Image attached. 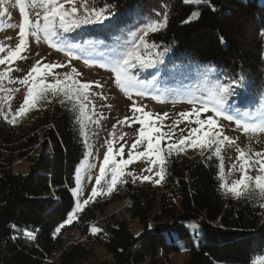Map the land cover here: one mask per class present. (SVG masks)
I'll return each instance as SVG.
<instances>
[{
  "label": "trees",
  "instance_id": "16d2710c",
  "mask_svg": "<svg viewBox=\"0 0 264 264\" xmlns=\"http://www.w3.org/2000/svg\"><path fill=\"white\" fill-rule=\"evenodd\" d=\"M89 2L110 7L120 21L135 14L162 20L167 13L166 26L148 35L157 50L182 62L212 63L243 76L257 97L264 94V0H211L215 11L184 0ZM197 10L200 16L184 23ZM58 98L14 124L0 111V264H167L183 252L185 264H251L264 255V208L220 187V160L212 151L171 155L158 188L123 176L106 200L79 213L69 226L86 240L91 225L101 229L92 240L106 259L80 242L63 248L53 232L73 208L71 190L87 148L79 105ZM123 199L138 234L123 219H97L101 206Z\"/></svg>",
  "mask_w": 264,
  "mask_h": 264
},
{
  "label": "rangeland",
  "instance_id": "374dc122",
  "mask_svg": "<svg viewBox=\"0 0 264 264\" xmlns=\"http://www.w3.org/2000/svg\"><path fill=\"white\" fill-rule=\"evenodd\" d=\"M60 2L64 3L65 9L70 7L65 0ZM80 3L81 0H76L77 7ZM26 12L32 21L38 19L36 13L40 12L39 19L41 24L43 23L41 8H26ZM0 13H2L0 15V45L4 46V51L0 52V58H4L8 56L9 49L15 50L19 42V24L22 17L15 0H4V3L0 4ZM77 15H81V12ZM152 21L146 17L140 18L136 14L127 21H120L118 17L112 16L111 26H108L109 21H105L103 25L82 24L79 28L67 33L58 30L61 33L57 41L59 50L57 47L50 46L44 40L43 34L38 42L34 37L28 36L24 50L13 60H6L5 64L0 65V71L6 73L2 81L3 89L0 90V97H11V99H0V111L3 114H10L9 119L19 110L28 87L37 85L38 91L45 97L38 98L33 106H26V111L17 117L16 121L22 117L29 120L47 100L63 98L58 90H45L44 85L56 84L59 89L65 84H71L73 80L81 85H89L87 89H81L87 96V100L81 96L85 105L83 139L87 151L78 165L81 169L82 192L78 197L73 196L72 190L77 186L76 180L71 190L74 199L73 208L77 199L83 203L88 198L93 187H96L101 194L90 200L86 206L106 200L119 183L111 192H108L111 182V161L114 160L117 163L128 161L130 151L133 159L122 166L123 176H128L135 182H148L158 188L162 181L161 176L157 175L160 165L149 163V160L155 159V156L151 153L149 156L139 155L147 147V141L140 137L141 125L138 122V118L143 113L150 114V119L145 121L143 128L152 137L160 139L158 147L165 149L161 157L165 161L174 154L191 156L212 151L220 160L223 176L221 181L226 187L239 181L242 175L251 176L254 180L256 175L261 174L258 172L259 165L255 161L262 157H257L255 153L264 154V131L245 133L242 127L237 126L236 121L260 123L258 117L261 105L264 104V94H259L260 96L257 97L258 92L249 89L247 80L243 76L222 70L212 63L175 60L171 55L152 47L154 44L148 40L147 36L146 41L149 47L146 49L140 45L139 52L146 59L155 61V64L150 68H142L139 65L130 68V75L136 83L128 89V95L117 86L115 73L111 70L115 58L132 48L139 36L143 35L146 25ZM69 52L71 56L68 55ZM45 65L50 67L46 68ZM33 67L39 71L29 76ZM66 76L69 79L66 80ZM25 77H28L26 84L22 83ZM41 81L43 84L40 83ZM97 84L100 86L97 87ZM220 86L229 88L222 111L233 117L231 121L211 111L214 94ZM8 89L13 91L9 92ZM133 102L143 111L134 114ZM201 105L208 107L210 111L201 112L199 117L194 113L187 118L180 115V113H190L193 109H199ZM126 117L129 119H125ZM197 118L215 119L219 128L214 131H220L235 143L229 144L223 141L220 144L219 154L215 152V146L208 149L193 146L191 141L196 140L200 133L192 134L191 130L201 128L194 123ZM149 124L153 128H158L159 131H150ZM204 130H207V125L201 129V131ZM181 138H185L184 144L179 143ZM219 139L222 141L223 137ZM133 144H136L135 148L132 147ZM168 144L176 145V149L171 154L166 151ZM109 145L112 147V153L109 154L110 163L105 167V175L101 183L97 185L96 178L100 176V165L103 164L105 154L108 153ZM237 149L245 152V158L251 163V168L242 169L243 160L237 159L239 156ZM150 167L151 171H147ZM129 172L132 175H128ZM143 176H149L150 179L141 180L140 177ZM250 186L255 187L251 182ZM127 207V199L103 205L96 211L97 219L106 222L123 219L128 222L131 230L138 234L141 229L137 221L130 218ZM80 212L75 214L72 222L77 219ZM71 223L65 224L58 234L63 248L80 242L86 244L97 258L106 259L107 254L104 248L92 240L95 234L90 231L92 239L86 240L81 237L77 229L69 226ZM189 226L194 227V224L190 223ZM92 227L94 226L91 225L90 229ZM57 254L58 252H55L50 261H55ZM188 258L186 252L174 253L170 255L167 264H185ZM251 264H264V255L254 258Z\"/></svg>",
  "mask_w": 264,
  "mask_h": 264
},
{
  "label": "snow or ice",
  "instance_id": "6c2138e0",
  "mask_svg": "<svg viewBox=\"0 0 264 264\" xmlns=\"http://www.w3.org/2000/svg\"><path fill=\"white\" fill-rule=\"evenodd\" d=\"M16 5L19 6V12L22 17V20L19 24V42L15 46V50L9 49V53L7 57L0 58V65L5 64V61H11L14 58H16L21 51L24 50L26 46V37L31 36L34 37L37 42L40 40L41 34H43V38L46 42L49 43L50 46L57 47L59 50V45L57 44V41L60 39V31L67 33L72 31L73 29L79 28L82 24H101L103 25L105 21H109V25L111 26V18L115 15L114 12H112L110 7H101L97 9L94 7L89 0H81V3L79 4V7H77L76 0H65V3H68L70 7L68 9H65L64 3H61L60 0H15ZM4 0H0V4H3ZM185 4H193V5H205L211 8V10L215 11V6L211 3V0H184ZM41 8L43 10L42 20L43 23L40 22L41 13L37 12L36 16L38 19L35 21H32L29 18L28 13L26 12V8ZM78 12H81V15H77ZM200 12L192 11L188 17L187 20L184 21V23H189L193 19H196L200 16ZM2 15V13H0ZM158 16H160V13H157ZM163 19L162 20H156L148 23L145 27V30L143 31V35L139 36L138 41L135 42L126 53H124L122 56H117L114 60V65L112 67V72L115 73V81L118 87L121 88L122 91L125 92L126 95L129 94L128 89L134 85L136 82L133 79V77L130 75V68H135L137 65H139L142 68H150L155 64V61L148 60L144 56H142L139 52L140 45H143L144 48H148L149 44L146 41V37L148 36L149 32H155L158 31L161 27L166 26L167 22V13H163ZM262 36H264V29L261 30L260 33ZM221 42H223V37H220ZM152 47H155V45H152ZM4 51V46L0 45V52ZM69 56H71V53H68ZM45 67H50L49 65H45ZM39 70L35 67H33L32 71L29 73V76L32 75L34 72H38ZM73 72H75V69H73ZM6 76V73L3 71H0V90L3 89V78ZM65 79H69L68 76L65 77ZM28 77H25L24 81L22 83H27ZM12 83V81H9ZM43 84V81L40 82ZM97 87L100 85L97 84ZM89 87L88 84H80L78 81H72L71 84H65L61 86L59 89H57L56 84H48L44 85L45 90L46 89H53L58 90L60 93H62L63 97L66 99H62L60 102L61 104H65L66 102L72 103L73 107H76V105H79V111L80 116H77V121L81 123V129L83 128V121L82 117L84 115V108L85 105L83 104L81 100V96H83L84 100H87V96L83 94L81 89H87ZM7 91L11 92L12 89H8ZM229 93V88L225 86H220L213 97V107L211 108L212 112L219 113L221 116H224L229 121L233 120V117L230 115H226L222 109L224 108L225 100H226V94ZM142 94V93H137ZM40 98H45L41 92L38 91L37 85H32L28 87V92L25 95L23 99V103L21 104L19 110L11 115V119H9L10 114H4L3 118L5 121H7L10 124H14L16 122V118L19 117L22 113L26 111V106H33L35 104V101ZM0 99H11L10 96L8 97H0ZM133 110L134 114L136 112H142L143 110L135 106V102H133ZM210 109L206 106L201 105L199 109H193L190 113H180L181 116L187 118L189 115H192L193 113L199 117L201 112H209ZM167 115V114H165ZM129 119V118H125ZM150 119V114L143 113L141 117L138 118V122L141 125L140 129V137L147 141V147L142 153H139L141 156H149V154H153L155 156V159H150V164H156L159 163L160 165V171L157 173V175L161 176L163 178L164 175V165H165V159H162V153L165 151V149H161L158 147L160 144V139H156L152 137L148 131H146L143 128V125L146 120ZM260 123L258 124H250L246 121L237 120V126L242 127L245 133L248 132H256L258 130L264 131V104L261 105V109L259 111V117ZM122 123V122H121ZM194 123L201 126V128H193L191 130L192 134L200 133V135L197 136L196 140L191 141V144L193 146L199 147L201 149H208L210 147H214V150L217 154L220 153L221 148L220 144L223 141H227L229 144H234L235 141L230 139L227 135H223L220 131H214L215 129L219 128V124L217 121L213 118H208L201 120L197 118ZM204 125H207V130L201 131ZM115 128V125L113 126ZM150 131H159L158 128H153L151 124H149ZM183 131V129H181ZM167 135V134H164ZM223 137V140L221 141L219 138ZM170 138V137H169ZM180 144L185 143V138H181L179 141ZM133 148L136 147V144L132 145ZM176 149L175 144H168L166 151L171 154ZM122 151V149H121ZM239 152V156L237 159L243 160V163L241 165L243 168H251V163L249 160L245 158V152L237 149ZM112 153V147L109 145L108 147V153L105 154L103 164L100 165V176L96 178V184L99 185L101 183V179L105 175V167L109 165L110 163V155ZM90 155V153H88ZM257 157H262L259 160H256L255 163L259 165L258 172L261 174H258L255 176L254 180L251 176L248 175H242L239 181L234 182L230 187H226L224 183H221V188H226V193H230L235 195L237 198H240L242 196H246L250 198L253 202L258 201L259 206L261 208H264V154L262 153H255ZM133 154L130 151L128 153V161H122L120 163L115 162L114 160L111 161L112 167L110 169L111 171V182L108 187V192H111L115 185L118 182H121V178L123 177L124 173L122 171V166L126 165L128 162L132 161ZM147 171H151V167L147 169ZM128 175H132V173H128ZM134 179H136L134 177ZM141 180H148L150 179L149 176H143L140 177ZM76 188L72 190V194L74 197H78L81 192V169L79 166H77L76 169ZM221 180H223V176L221 175ZM250 182L254 183L255 187L250 186ZM156 183H159V181H156ZM101 193L98 192L96 187L92 188L91 194L88 196L87 199L81 203L79 199H77L76 204L74 208L67 214V219L59 224L57 227H55L53 235L55 236L56 233H59L61 229L65 226V224L71 223L73 220V217L77 212H80L84 209V207L89 203L90 200H92L97 195H100ZM92 234H96L101 229L97 227H92L90 229ZM30 239H34L35 237L29 234Z\"/></svg>",
  "mask_w": 264,
  "mask_h": 264
}]
</instances>
